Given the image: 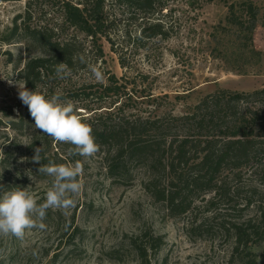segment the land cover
Segmentation results:
<instances>
[{
	"label": "rangeland",
	"instance_id": "374dc122",
	"mask_svg": "<svg viewBox=\"0 0 264 264\" xmlns=\"http://www.w3.org/2000/svg\"><path fill=\"white\" fill-rule=\"evenodd\" d=\"M239 1L167 0L168 39L143 41L145 47L142 48H136L132 41L117 40L116 48L129 62L126 69L121 67L110 43L102 39L104 63L88 58L86 67L78 73L65 79L44 78L37 90L44 93L52 87L62 92V98L74 103L81 118H90L96 114L94 108L103 106V110L122 106L127 112L145 114L152 110L180 116L190 112L208 94L220 90L252 92L261 89L264 87V25L255 29L252 41L245 40V35L240 36L236 28L227 25L228 4ZM253 1L263 23L264 0ZM28 10L32 18L27 20V26L63 29L60 2L32 0ZM111 10L119 12L121 8L113 6ZM26 11V0L0 1V116L3 108L12 110L16 117L20 115L23 103L19 99L18 85H25V64L31 57L41 54L38 44L29 46L20 37L10 43L3 39L15 26V17ZM139 22L131 21L132 34L138 31ZM64 31H68L67 34L74 32L66 27ZM77 35L84 37L81 33ZM89 64L100 66L103 82L96 81ZM110 74L126 84L127 91L122 97L105 96L100 102V97L85 100L82 90L89 92L90 88L84 87L92 85L102 90L101 83L106 84ZM139 74L149 78L143 82L138 78ZM147 93H152L156 101L148 98ZM254 106L257 105H250L251 108ZM259 120L264 121L263 109ZM24 131L28 135L0 127V195L12 184L13 188H27L38 203H43L52 186L51 177L31 175L22 159L29 149V133L39 136L40 140H51L48 148L52 155L57 147L63 154H68V160H56L55 164L82 163L83 172L78 178L82 190L75 196L76 206L67 210V215L62 210H47L43 221L46 230H26L23 239L0 235V264H250L251 258L241 251L242 248L240 251L235 249L234 234L218 222L222 219L232 223L250 221L264 230V221L260 220L264 212V156L236 169L234 172L240 173V179L233 175L228 178L234 194L220 196L214 206L208 204L212 193L198 195L188 212L171 216L166 205L144 189L145 173L141 167L131 166L130 179L119 181L107 175L101 150L92 157L73 155L69 145L62 151L59 143L36 128ZM261 139H264L263 135ZM3 158H7V169L2 166ZM227 173L231 172L227 170ZM251 194L253 200L247 206L246 200ZM211 217L214 219L207 221ZM205 221L207 225L203 229H194ZM75 228L80 230L77 235ZM148 231L164 240L154 251L147 249L152 244L145 235ZM199 231L202 236L198 235ZM136 237L138 246L147 250L144 256L132 244ZM248 246L254 264H264V240Z\"/></svg>",
	"mask_w": 264,
	"mask_h": 264
},
{
	"label": "trees",
	"instance_id": "16d2710c",
	"mask_svg": "<svg viewBox=\"0 0 264 264\" xmlns=\"http://www.w3.org/2000/svg\"><path fill=\"white\" fill-rule=\"evenodd\" d=\"M26 1V13L15 17V26L9 36L3 39L10 43L12 39L20 37L25 39L29 46L38 44L41 48V54L31 57L24 67L25 86L28 90H37L44 78H56L55 66L60 62L66 63L72 73H78L86 67L88 58H91L92 62L94 59V62L104 63L102 39L110 43L112 51L119 57L121 67L126 69L129 62L116 48L117 40L132 41L136 48H142L145 47L143 41L155 38L165 40L170 37L166 22L168 12L165 11L168 8L167 0H55L60 2L63 15V29L58 31L37 25L27 26V20L32 18L28 10L32 0ZM113 6L121 10L113 12ZM259 17V8L253 0L228 4L227 25L236 28L240 36L245 35V40L252 41L255 29L264 25ZM132 20L140 21L135 34H132L129 28ZM64 27L74 32L67 34L68 31H64ZM120 32L122 35L119 36ZM77 33L84 37H77ZM82 56L86 63L81 62ZM87 72L86 70L85 73ZM138 78L144 82L149 76L139 74ZM84 85L86 84L82 86ZM101 87L102 90L92 85L85 86L84 88H90L89 92L82 90L85 100L100 97V102L105 96L120 99L127 91L126 84L120 83V79L114 74H110L106 84L101 83ZM55 92L50 87L44 94ZM147 96L156 101L152 93H147ZM252 104L258 107L251 108ZM103 107L94 108L95 115L81 119L92 127V134L103 153L107 175L119 181H126L131 177V166L141 167L145 173L142 182L144 189L155 200L164 203L171 216L188 212L198 195L212 193L208 204L214 206L220 196L234 194L235 190L231 188L228 178L233 175L234 178L240 179V173L234 172L236 169L264 156V139H261V136H264V121L259 120L261 109L264 111V87L252 92L220 90L208 94L194 105L190 112L180 116L171 112L156 113L152 110L145 114L127 112L122 106H115L110 110H103ZM1 112L0 127L10 128L21 135H28L24 130L35 129L34 120L24 104L18 117L12 110L3 108ZM58 145L62 151L66 145H69L71 150L74 148L68 143ZM28 146L25 163L31 175L45 177V174L38 172L40 165L31 160L36 147H42L41 164L68 160V154L60 152L58 147L53 155L49 153L51 140H40L39 136L33 133H29ZM9 154L10 152L7 156ZM6 160L7 158L2 159L5 169ZM227 170L231 173L226 174ZM262 170L264 175V167ZM11 189L12 184L6 186V191ZM252 196L254 195L251 194L247 198V206L252 203ZM261 215L260 220L263 223L264 212ZM213 219L211 217L207 221ZM218 223L223 229L234 234L235 249L240 251L242 248L241 251L251 258L249 263L254 264L255 260L252 252L248 250V245L264 240L261 225L250 221L232 223L223 219ZM206 225V221L201 222L194 229H203ZM78 231L79 228H75V235ZM145 235L152 243L147 249L154 251L155 247L164 242L161 236H155L153 232L148 231ZM198 235L202 236L203 233L199 231ZM138 242V237L132 239V244L137 246L140 255L144 256L147 250L138 246Z\"/></svg>",
	"mask_w": 264,
	"mask_h": 264
},
{
	"label": "clouds",
	"instance_id": "9594fccd",
	"mask_svg": "<svg viewBox=\"0 0 264 264\" xmlns=\"http://www.w3.org/2000/svg\"><path fill=\"white\" fill-rule=\"evenodd\" d=\"M81 62L86 63L84 57ZM90 72L97 82H103L104 73L99 65H88ZM55 74L59 79L72 75L69 66L60 62L55 66ZM11 84L12 81L9 80ZM19 99L27 106L34 126L43 134L51 137L55 143H68L74 146L71 154L82 157H92L99 150L92 134V127L82 121L71 100L63 99V93L56 91L50 97L38 90H28L25 85L19 86ZM42 147L34 149L32 162L40 165L39 173L52 178V186L47 190L43 203H38L35 196L27 188H13L0 195V235H12L23 239L29 229L46 230L43 223L48 209L67 210L77 204L75 196L82 190L78 179L83 172L80 161L74 164H41ZM27 159V158H22ZM30 179L31 176H29Z\"/></svg>",
	"mask_w": 264,
	"mask_h": 264
}]
</instances>
